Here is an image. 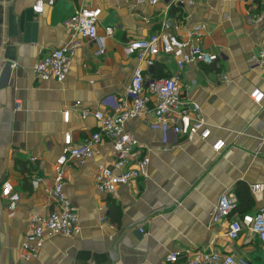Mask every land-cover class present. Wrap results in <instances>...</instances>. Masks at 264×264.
<instances>
[{
  "label": "crops",
  "instance_id": "0c3cea01",
  "mask_svg": "<svg viewBox=\"0 0 264 264\" xmlns=\"http://www.w3.org/2000/svg\"><path fill=\"white\" fill-rule=\"evenodd\" d=\"M35 2L0 0V264H162L176 249L235 252L264 264L256 238L245 234L232 241L227 221L211 220L223 193L239 196L251 184H264V98L257 103L252 97L256 89L264 93V0H55L35 19V41L9 38L8 8L21 12ZM84 6L101 9L99 35L106 27L114 30L105 54L96 55L97 45L85 41L63 82L37 78V60L69 41L65 20ZM165 12L180 36L192 24H206L203 46L220 55L211 65L190 64L182 71L173 60L158 58L179 77L185 100L201 105L210 136L189 139L152 127L151 117L130 120L126 129L139 140L141 155L150 156L148 176L104 196L96 175L113 162L107 139L84 164H66L65 191L80 231L47 238L38 257L25 260L21 246L29 218L48 215L55 205L50 192L65 133L80 144L100 130L97 119L81 111L111 109L102 102L126 94L137 61L125 45L154 33ZM9 44L16 46L13 59L4 56ZM217 140L225 142L221 152L214 150ZM35 177L41 179L37 188ZM6 180L21 194L14 212L1 196ZM249 208H264V198H254Z\"/></svg>",
  "mask_w": 264,
  "mask_h": 264
},
{
  "label": "built area",
  "instance_id": "2783aa9c",
  "mask_svg": "<svg viewBox=\"0 0 264 264\" xmlns=\"http://www.w3.org/2000/svg\"><path fill=\"white\" fill-rule=\"evenodd\" d=\"M157 4L159 0H149ZM195 0H174L175 4H192ZM55 0H36L33 9L36 14L44 12L45 5H53ZM101 9L99 7H82L65 20L70 32V39L60 47H55L40 57L34 72L37 78L43 80L55 79L63 82L71 71L72 60L77 49L83 42H93L97 45L96 55L106 52L105 40L113 35L112 27L105 28V35H99ZM159 28L148 37L130 40L125 45V53L137 61L132 78L124 96H112L103 101V105L111 109H95L81 111L82 117L92 114L100 124V130L80 144H75L72 135L66 132L62 154L55 162L56 176L51 190L54 200L53 210L45 216L33 214L28 220V231L21 246L23 257L29 261L38 257L47 238L54 236H73L80 231V219L77 209L72 204L65 191V165L68 163L84 164L94 155L95 147L100 146L103 139L111 145L113 162L101 166L96 175V184L104 195L116 194L119 186H130L132 182L148 176L150 156L141 155L139 140L126 129L130 120L145 119L152 127L160 128L165 134L173 132L175 135L189 139L199 136L207 139L211 134V127L205 120L201 105L194 101H187L182 95L179 77L152 78L150 71L158 58L173 60L182 71L190 64L200 63L211 65L220 55L203 46V39L207 32L204 23L192 24L183 36L177 34L165 12ZM264 65V52L260 55ZM227 79L226 76L223 77ZM252 97L260 103L264 93L254 90ZM79 105V104H78ZM69 120L70 110L63 113ZM214 150L221 152L225 148L223 140H217ZM34 161V159H32ZM134 161V165L130 164ZM37 188L41 179L31 180ZM250 191L256 200L264 198V184L250 185ZM1 196L7 200L8 210L14 212L21 200V194L10 180L2 184ZM239 198L235 193H223L211 212L212 222L227 221L226 234L232 241H236L245 234L256 238L264 250V208L252 213L238 214ZM144 233V229H140ZM162 264H256L251 258L235 252L223 253L216 250L185 251L176 249L164 257Z\"/></svg>",
  "mask_w": 264,
  "mask_h": 264
},
{
  "label": "water",
  "instance_id": "95a60500",
  "mask_svg": "<svg viewBox=\"0 0 264 264\" xmlns=\"http://www.w3.org/2000/svg\"><path fill=\"white\" fill-rule=\"evenodd\" d=\"M37 15L33 7L15 12L13 7L8 8V37L19 39L23 35L25 42L35 41L38 24L35 21ZM16 46L9 44L5 48L4 56L6 59L15 57Z\"/></svg>",
  "mask_w": 264,
  "mask_h": 264
},
{
  "label": "trees",
  "instance_id": "16d2710c",
  "mask_svg": "<svg viewBox=\"0 0 264 264\" xmlns=\"http://www.w3.org/2000/svg\"><path fill=\"white\" fill-rule=\"evenodd\" d=\"M149 71L152 78L159 79V78L171 77V75L168 73L167 67L162 62H156L153 68ZM238 189L240 188L238 187ZM239 191L242 193L240 194L239 192V196H238L239 198L238 214L243 215L245 213H252V211H250L249 205L252 204L254 198L250 191V188L247 187L243 191L241 190Z\"/></svg>",
  "mask_w": 264,
  "mask_h": 264
}]
</instances>
